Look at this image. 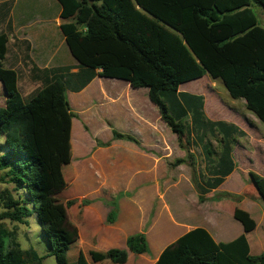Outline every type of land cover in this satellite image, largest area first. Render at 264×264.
Returning <instances> with one entry per match:
<instances>
[{
	"label": "trees",
	"instance_id": "1",
	"mask_svg": "<svg viewBox=\"0 0 264 264\" xmlns=\"http://www.w3.org/2000/svg\"><path fill=\"white\" fill-rule=\"evenodd\" d=\"M57 1L62 7L60 28L78 71L73 72L74 67L38 70L32 81L40 87L26 100L19 91L17 71L4 66L9 36L0 33V84L7 96L0 107V183L8 186L0 191V264H43L51 256L57 264H68L66 232L44 229L50 251L40 255L34 248L23 250L6 221L29 226L35 213L43 226L64 224L65 214L53 198L68 186L61 164V145L67 144L62 136L67 140L76 115L67 92L83 91L97 76L149 89L151 102L186 152V158L171 167L188 164L195 173L194 155L188 148L195 136L206 160V173L196 182L200 204L235 171L234 148L247 134L235 124L208 118L205 97L180 91L181 86L206 75L220 81L229 96L244 101L264 126V28L255 11L261 8L264 14V0ZM59 95L61 112L55 107ZM209 134L220 137L218 154L205 143ZM113 136L140 145L131 135L113 130ZM249 180L264 204V177L250 172ZM220 198L238 203L245 199L230 194ZM75 204L68 201L65 206ZM112 207L111 224L117 216L116 204ZM233 217L244 230L235 240L217 243L205 228H195L168 245L156 264H264V252L251 255L247 239L257 227L256 220L238 207ZM127 248L90 250V260L85 257L80 264H126L129 251L150 252L146 234L129 237Z\"/></svg>",
	"mask_w": 264,
	"mask_h": 264
},
{
	"label": "crops",
	"instance_id": "2",
	"mask_svg": "<svg viewBox=\"0 0 264 264\" xmlns=\"http://www.w3.org/2000/svg\"><path fill=\"white\" fill-rule=\"evenodd\" d=\"M61 12L62 7L57 0H0V33L9 36L5 68L17 71L18 75L24 73L31 81L37 78L35 73L38 70L74 67L73 72H77L78 62L72 56L60 28L63 23ZM193 91L191 94L202 95ZM67 99L76 115L71 120L67 137L72 134L73 123L77 121L95 140V144L87 160L79 166L73 164L71 170L63 169L68 183L63 196L69 200L90 202L83 212L85 210V215L90 214L94 221L89 220L92 224H89L85 237L97 240V250L104 253L116 248L128 250L127 239L145 233L150 252L153 249L154 254L135 255L129 251L126 264H156L168 245L195 228H205L217 243L233 241L244 233L241 224V229L227 236L214 226H185L174 218L167 203L170 191L175 185L181 190L183 187L184 193L196 189L185 164L171 167L177 151L179 159L184 157L177 136L163 122L158 108L151 102L149 89L133 88L125 81L97 76L83 91L72 92ZM208 112L215 113L213 109ZM226 116L227 119L222 121L235 124L248 134L237 117ZM103 128L112 133L111 140L100 138V129ZM113 130L133 136L140 145L115 139ZM250 155L253 157L246 156V163L237 157L234 148L236 169L225 183L238 171V159L243 173L255 172L264 177V154L263 157L260 154L258 157H254L253 153ZM181 176L184 178L181 179ZM196 195L195 199L199 201L197 191ZM161 202L167 210L164 213L159 210ZM113 203L117 206V216L111 224L108 216ZM258 229L257 222L256 229L247 234L253 256L264 252V243L259 244L256 237L251 238ZM92 232L94 238L89 234Z\"/></svg>",
	"mask_w": 264,
	"mask_h": 264
},
{
	"label": "rangeland",
	"instance_id": "3",
	"mask_svg": "<svg viewBox=\"0 0 264 264\" xmlns=\"http://www.w3.org/2000/svg\"><path fill=\"white\" fill-rule=\"evenodd\" d=\"M255 11L257 12L260 25L264 28V14L262 9L255 8ZM107 82L111 83L109 80H107ZM18 87L22 97L26 100L39 88V84L32 82L25 77L24 73L20 72L18 75ZM192 89L196 93H202L205 97V112L208 118L222 121L223 119H227L226 115L237 117L246 128L248 131V134L246 133L247 136L239 138V144L235 147V154L238 158L247 163L248 161H246L245 157L252 158L253 156L250 155L251 153L255 154L254 157H258L259 154L263 157L264 126L246 109L244 101L232 99L222 82L214 81L207 75L200 80L183 85L180 88V91L192 93ZM70 93L67 94V97L69 95L71 97L72 92ZM6 97L3 84H0V107L5 106ZM56 102L57 105L55 104V107L61 112V95L57 97ZM210 109H213L215 113L209 114L208 110ZM188 121L189 119L187 122ZM63 129L64 128H61V131H63ZM100 131V138L102 140L108 141L112 139V133L108 132L106 128L100 129ZM71 133L72 134L68 135V137L65 135L67 140L62 136L67 144L61 145L62 168H69V170H71L73 164L79 166L87 160V157L90 155L95 144V140L91 138L88 133H85L83 126L77 121L73 123ZM219 140L220 137H218L217 134H209L206 137L205 143L210 144L212 150L218 154L221 150ZM188 148L194 155L195 173L188 164H185V167L186 170L191 173L192 185L196 189V182H200V174L206 173V160L202 152V146L197 142L194 135L191 137V145ZM179 149L182 151V155L185 159L186 152L183 151L180 146ZM179 155L180 154L177 151V154L173 158L174 162L179 159ZM237 163L239 169L235 175L230 177L218 190L208 194L207 197L210 198L206 203L200 204L199 201L195 199L197 198V189H190L184 193L183 187L181 190L180 188L178 189L177 185H175L173 190L168 194L167 203L174 218L185 226L189 224H206L216 227L221 233L227 236L234 235L242 228L240 223H238L233 217L235 208H241L249 212L256 222L259 223V229L251 238L256 237L257 242L261 244V242L264 243V204L262 201L258 200V194L249 180V174L243 173V168L239 159ZM182 178H184V176H181V179ZM193 178L196 179L195 182L193 181ZM177 183L178 182L176 181V184ZM7 187L6 184L0 183V191H3ZM226 194L232 196L242 195L245 199L242 200L241 203H238L230 199L220 198L224 197ZM68 201H74L76 204L67 209L65 205ZM53 202L56 208L65 214V222L62 225L47 222V224L43 226L42 223L37 220L35 213L29 218V226L11 223L10 221H6V224L11 230L16 231L18 242L23 250L34 248L40 255L48 254L50 247L44 229H47L50 232L61 230L67 233L70 240L68 264H80V261L84 262L86 260L85 257L90 260V256L89 254L87 255V253H89L90 250L99 251L95 248L97 246V240L94 238V233H89L94 239L87 240L85 237L89 231V224H92L89 220L94 221L90 214L85 215V210L83 212L84 207L90 202L88 200H83L82 202L75 199L69 200L63 196V192L54 197ZM82 203H86V205L82 206ZM159 205V210L161 209L164 213L166 209L163 208L162 202ZM153 254L154 250L152 249V252H150L149 255L152 256ZM43 264H57V260L55 256H51L48 257Z\"/></svg>",
	"mask_w": 264,
	"mask_h": 264
}]
</instances>
